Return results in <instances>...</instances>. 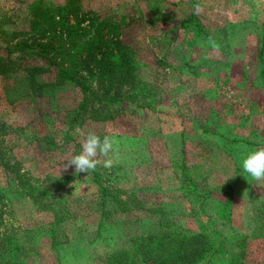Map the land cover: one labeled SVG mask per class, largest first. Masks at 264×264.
I'll return each mask as SVG.
<instances>
[{
    "label": "rangeland",
    "instance_id": "rangeland-1",
    "mask_svg": "<svg viewBox=\"0 0 264 264\" xmlns=\"http://www.w3.org/2000/svg\"><path fill=\"white\" fill-rule=\"evenodd\" d=\"M24 1L30 0H0V16H11L7 30L26 27L27 11L19 9ZM43 1L47 5L64 2ZM79 2L84 10L122 25L125 43L138 55L137 77L142 82L144 97L154 98V108L116 104L119 118L69 131L76 142H64L63 146L61 140L67 131L76 92L69 86H54L41 96H28L20 67L29 59L24 58V62L18 55H11L12 65L7 67L11 72L0 75V122L23 126L26 136L36 139L26 144L20 136L10 134L4 137L5 142L1 139L2 151L20 161L34 178L43 180L51 174L50 177L62 179L73 175L71 183L55 193V202L65 211V220L55 232L58 254L63 258L59 263L49 247L51 215L16 200L11 193L15 183L1 167L0 241L12 237L16 245L24 246L26 250L18 255L22 264L101 263L112 243L110 238H98L96 233L94 185L90 175L76 173L74 166L64 169L67 160L81 153L84 138L91 131L101 140L105 136L115 140L114 150L108 157H100L101 163L111 159V167L119 166V173L132 174L123 176L135 177L137 183L144 181L155 188V192H148L146 201H165V208L173 210L178 222L186 226L188 220L184 215L191 209L195 220L210 222L222 235L228 257L236 253L239 240L245 237V263L264 264V181H254L241 166L249 152L264 148V55L262 61L257 56L264 34V0ZM197 5L202 8L199 14L194 11ZM192 12L199 22L197 33L192 25L185 29L176 25ZM207 36L223 42L209 43ZM40 79L52 82L54 76L45 73ZM200 124H207L229 139L236 137L238 142L203 133ZM45 138L55 140L52 148ZM183 152L187 172L203 187L200 198L191 203L190 198L181 196L177 175L169 172L176 171ZM227 201L232 205L230 219ZM171 204L174 207L167 206ZM154 219L124 224L126 228L120 234H126V238L123 235L120 243L113 246L128 247L127 239L152 229Z\"/></svg>",
    "mask_w": 264,
    "mask_h": 264
},
{
    "label": "trees",
    "instance_id": "trees-1",
    "mask_svg": "<svg viewBox=\"0 0 264 264\" xmlns=\"http://www.w3.org/2000/svg\"><path fill=\"white\" fill-rule=\"evenodd\" d=\"M19 9H25L28 15L26 27L20 31L7 30L5 26L10 22L11 16H0V41L3 44V47H0V75H9L11 70L7 67L12 65L11 55L16 54L21 59H29V63L20 67L28 96H41L47 88L54 86H69L76 92L70 105L71 117L67 131L61 140L63 146L65 143L76 142L69 131L77 132L82 127L119 118L120 109L115 107L116 104L127 103L137 109L154 108V98L144 97L142 82L137 77L138 55L132 46L125 43L122 25L84 10L79 0H64L62 4L51 5L45 4L43 0H30L21 3ZM176 25L179 29L192 25L195 33L200 30L198 19L193 12ZM262 31L264 32V23ZM206 38L212 44L219 42L221 45L223 42L220 39L211 40L208 36ZM261 41L257 55L260 60L264 55V34ZM212 44L208 46L211 47ZM45 73H52L54 80L42 82L40 77ZM15 126L0 122V144L1 139L5 142L4 137L14 133L26 144L34 142L33 139L36 138L27 137L25 127ZM199 127L203 133L219 134L231 140L230 143L238 142L236 137L229 139L207 124H200ZM45 139L49 146L55 144V140ZM251 145L256 146L255 143ZM2 150L0 147V167L15 183L12 196L29 204L35 211L51 215L52 220L48 225L49 247L59 263L63 258L58 254L59 242L55 232L65 220V211L55 202V193L71 183L73 174L62 179L50 177L51 174H46L43 180L34 178L25 171L20 161H16L9 152L4 153ZM119 168H106L100 163L94 171L88 174L80 173L90 175L94 185V193L97 196L98 238H110L112 243V249L104 253L100 264H246L245 237L239 240L236 253L226 256L225 240L209 221L203 223L195 220L189 209L184 215L188 220V227L178 222L179 217L175 216L173 210L165 208V201H146L148 192H155L153 186L144 184V181L140 183V180L137 183L135 177L131 179L132 176H123L132 174H121L118 172ZM175 169L176 171L173 169L169 172L171 175H177L175 180L178 181L181 196L190 198L189 203L191 200H198L203 187L187 172L184 152ZM172 180L174 181L173 178ZM130 181L136 183L131 184ZM51 185L52 188L49 189ZM79 197L84 199L85 196ZM226 205L230 219L232 205L229 201ZM167 206L174 207L173 204ZM117 216L123 219H115ZM149 217L155 218L152 229L131 236L127 239L128 247L113 246L120 243L123 235L126 238V234H120L121 230L126 228L124 224L139 222ZM23 250H26L24 246L16 245L12 237H4L3 241H0V264H22L18 255H21Z\"/></svg>",
    "mask_w": 264,
    "mask_h": 264
},
{
    "label": "clouds",
    "instance_id": "clouds-1",
    "mask_svg": "<svg viewBox=\"0 0 264 264\" xmlns=\"http://www.w3.org/2000/svg\"><path fill=\"white\" fill-rule=\"evenodd\" d=\"M195 14L202 11L200 5L194 9ZM115 140L109 136H105L103 140L95 133L88 132L82 143V151L78 155L72 156L67 160L64 169L74 166L76 173H89L94 171L101 163L100 157H108L109 153L114 150ZM113 161L104 159L103 166L110 168ZM242 170L251 179L257 182L264 181V148L249 152L241 162Z\"/></svg>",
    "mask_w": 264,
    "mask_h": 264
}]
</instances>
